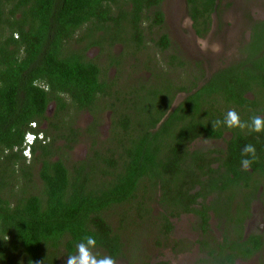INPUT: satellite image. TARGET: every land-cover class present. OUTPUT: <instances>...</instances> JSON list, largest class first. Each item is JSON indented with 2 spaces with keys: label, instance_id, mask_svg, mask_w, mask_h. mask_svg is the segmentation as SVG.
Instances as JSON below:
<instances>
[{
  "label": "trees",
  "instance_id": "trees-1",
  "mask_svg": "<svg viewBox=\"0 0 264 264\" xmlns=\"http://www.w3.org/2000/svg\"><path fill=\"white\" fill-rule=\"evenodd\" d=\"M163 1L0 0V264H65L67 257L75 254L76 244L88 236L96 240V254L110 256L117 263L124 258L122 231L128 227L129 215L124 214L120 226L113 228L109 211L138 199L137 209L148 216L153 212L149 201L156 202L162 210L160 236L167 241L175 229L174 220L191 213V205L201 195L195 191L197 186L201 185L205 194L215 186L209 180L201 181L208 175L201 162L209 159L191 148L198 138H221L226 132L223 123L212 126L216 117L197 116L198 110L202 115L210 113L213 104L206 111L202 104L195 106L196 112L184 109L180 115L178 110L162 122L163 110L170 104L164 106L165 96L153 86L147 89L144 85L133 93L123 90L126 98H117L127 104V96L136 92L133 104H142L140 108L153 116H128L111 105L107 108L113 113L109 146L75 165L72 172L61 157L54 159L60 152L54 148L58 139L66 140L69 150L76 142L78 131L63 126L69 122L70 110L94 114L103 99L108 103L113 97L115 81L108 82L85 52L121 43L126 47L132 43L142 51L148 34L144 20L152 13L149 28L161 27L164 15L159 7ZM216 2L188 0L197 25L203 21L202 27L208 26ZM197 25L194 28L200 33ZM74 41L81 48L71 49ZM159 42L163 49L170 40L163 36ZM125 55L112 63L119 65ZM225 72L209 79L185 105L198 103L204 95L237 93L230 81L246 86L248 80L239 77L240 70L232 67L228 75ZM246 74L257 77L251 71ZM52 103L57 106L53 119L46 115ZM158 103L163 106L155 110ZM44 122L57 134L51 137L46 130L35 131L43 132L48 142L32 146L28 163L23 156L25 135L33 131L32 123L42 127ZM92 132L95 130L89 135ZM34 166L39 168L41 196L27 192ZM212 170L208 167V172ZM21 182L24 187L18 188ZM156 189L160 195L154 197ZM199 214L207 224L209 217ZM219 218L223 221L225 215ZM221 252L233 258L230 250Z\"/></svg>",
  "mask_w": 264,
  "mask_h": 264
},
{
  "label": "flooded vegetation",
  "instance_id": "flooded-vegetation-1",
  "mask_svg": "<svg viewBox=\"0 0 264 264\" xmlns=\"http://www.w3.org/2000/svg\"><path fill=\"white\" fill-rule=\"evenodd\" d=\"M233 2L236 4L238 1L234 0ZM163 3L165 2L163 1ZM185 3L187 9L186 17L190 19L193 29L192 38L194 40V47L191 48V51L195 59L192 68L193 70L196 69L195 71H199V75H194V80L188 87L169 86V91L168 89L166 91L159 90L165 97L167 96L169 98L171 96L169 98L171 101H167L164 104V106L170 104L169 107L164 110L162 109L165 112V114L162 115L165 116L162 122H164L168 116L175 114L178 110H180V115L183 114L182 111H184V109L191 110L194 108V112H196L195 106L198 104H202L204 106L203 110L205 111L208 110V108L210 109L209 106H211V104H213V108L210 113L206 115L200 114L201 112L198 110L197 116H214L216 120L220 121L223 117L225 118L229 110H235L239 114L242 122L250 123L253 116L264 117V18L257 19L256 17L247 16L244 17L246 21L243 22V11L237 13V18L242 23L234 27L235 34L234 29L231 30L232 32L230 34H220L219 36L223 37L224 40L219 37L218 42L220 40V45L230 46L231 43H229V41H233L235 37L241 40L242 35L240 49L238 48V51H240V59L237 62L223 66L221 69L209 74L204 72L203 69L201 71L202 64H200L199 55H195L194 53L201 51L200 46L197 45L196 39L207 40L214 36V29L212 28L214 25V16L218 8V1L216 2L215 12L210 16L211 19L208 26L203 27V21L197 25L191 18L188 0H185ZM258 12L259 11H257V13ZM164 23L165 16L161 27H164ZM194 25H197L200 33L194 28ZM171 28H173L172 25ZM243 30H245L244 33H242ZM177 31L178 30L175 28L173 32H168V35L163 33L162 37L167 36L170 43L166 48L160 49L159 52L165 53L172 51L167 61L169 68L186 69L188 66L190 67L188 64L189 60L186 62L184 60V48L187 47L183 37L187 38V35ZM169 35H173V37L174 35H179L181 38L179 41L181 47H179L178 43L174 47ZM162 37L160 39H162ZM244 40H246V42H244ZM205 64L206 62L203 65ZM232 67L240 70L241 76L239 77L243 78L244 81L248 80L245 83L246 86L243 85V83L230 81V85L236 86L237 93L231 91L230 95L225 93H219V95L213 94V96L209 98L204 95L203 100L201 99L198 103L190 102L185 105L189 97L201 90L209 82V79L221 71H226L223 74L228 75V71L232 69ZM250 71L257 76L255 79H252L250 75L246 74ZM144 85L146 88L148 87L147 89L160 88L156 87L154 83L146 82L140 83V86L136 87V89L140 90ZM117 87L118 83L114 82V85H112L113 97L110 102H103L105 105L103 110L113 105L115 106L113 107L114 109L120 111L118 113L125 110V115L128 116H150L148 113L144 112V109H141L143 107L140 108L142 104L135 106L133 102L131 104H126V102L122 104L117 101V98L121 101L126 98L125 91L122 89V91L116 90ZM134 94L137 95L136 92ZM132 97L128 95L127 100L132 99ZM52 104L56 105L55 103ZM51 105H49L47 109V116H49ZM161 105L163 104L158 103L155 110L159 109ZM131 106L132 108H130ZM127 110H131V112L128 113ZM152 114L155 116L157 115L156 113ZM110 115L113 116V113L110 112ZM44 123L46 125L48 124L47 122ZM199 142H207L210 144V147H196V144ZM246 144L254 145L257 155V159L247 171L243 170L241 166V150ZM191 148L204 153L206 158L209 159L208 161L201 162V165L207 166L205 167V171H207L208 174L203 177L201 181L207 182V180H209L211 184H215L210 194L201 193L203 187L201 185L197 186L195 191L197 190V195H201L197 196V200L191 205V213L184 214L180 217V219H182L188 216L192 219L197 237H199V241L196 245L203 250L204 253L206 252L205 254L207 257L202 258L199 263L264 264V132L255 133L249 131L247 128L243 130L227 128L221 138H198L192 142ZM208 167L213 170L208 172ZM216 178L220 179L218 183L213 182ZM202 194L205 195L206 198H203ZM204 206L206 207L205 211H203ZM192 210H195V212H192ZM199 212L205 213V215L209 217L207 224L204 223ZM222 214L225 215V219L220 221L219 216ZM222 249L225 251L230 250V253L234 254L233 258L222 256Z\"/></svg>",
  "mask_w": 264,
  "mask_h": 264
},
{
  "label": "rangeland",
  "instance_id": "rangeland-1",
  "mask_svg": "<svg viewBox=\"0 0 264 264\" xmlns=\"http://www.w3.org/2000/svg\"><path fill=\"white\" fill-rule=\"evenodd\" d=\"M218 8L216 15L214 16V36L207 40L196 39L197 45L200 46L201 51L194 53L199 55L200 64H202L201 71L203 69L206 73H212L221 69L223 66L230 65L237 62L240 58V47L241 40L238 37L233 38L230 46L220 45L221 41L224 40L220 34H230L234 27L238 26L242 22L237 18L238 12L244 13L242 17L243 22L246 21L244 17H256L257 19L264 18V0H237L238 2L234 4V0H217ZM256 1V2H255ZM165 3H161L159 9L164 13L165 23L164 27L149 28L152 24L153 14L149 13V20H144V27L147 28L148 34L146 35L145 48L139 51L137 47L134 48L132 43H129L126 47L125 43L117 44L115 47H109L106 45L102 49L99 47H94L85 52L87 59L93 60L102 69L103 77L110 82L114 80L120 84L116 90H128L133 92L136 87L140 86L141 83H154L156 87H160L155 90L166 91L169 86H185L188 87L192 84L194 80V75H199V71H195L192 68L194 56L191 48L194 47L193 40V29L191 21L187 15L185 0H164ZM233 5V6H232ZM240 8V9H239ZM257 11H259L257 13ZM239 22V23H238ZM171 25L173 28H171ZM178 30L180 33L183 32L187 35V38L183 37L186 42V47L184 48L185 62L189 60L186 69H175L169 68L168 56L172 51L161 53L160 38L163 33H171L173 29ZM177 31V32H178ZM245 30L242 31L244 33ZM168 33V34H169ZM182 33V34H183ZM167 34V35H168ZM235 34V29H234ZM171 38V43L175 47L179 43V35H169ZM110 40H108L109 42ZM246 42V40H244ZM233 44V45H232ZM81 48L77 42H73L71 49L78 50ZM183 49V48H182ZM240 49V48H239ZM125 59H122L121 63L117 66L112 62L118 60L121 55ZM190 52V53H189ZM133 56L137 57L136 60ZM206 62L205 65H203ZM168 68V69H167ZM170 82V83H169ZM122 89V90H121ZM132 97V96H131ZM171 97V96H170ZM169 97V98H170ZM136 94L133 95L132 99H128L127 104L135 102ZM104 102V99L102 100ZM168 101V97H165V102ZM162 104V103H160ZM163 105H161L162 107ZM104 103H100L98 110L94 111V114L85 111H74L70 110L69 118H66L69 122L64 124L66 129L71 126L75 132H77L76 142L73 144V149L69 150L66 148V140L58 139L54 148L60 149L58 155L54 156L57 160L59 157L65 161V165L69 168L70 172L73 171V167L81 162L88 160L93 157L96 151L102 150L106 144L109 146V140L111 138L110 130V111ZM161 107L159 109H161ZM56 111V105L52 104L50 107L49 118L54 117ZM125 111V110H124ZM122 111V112H124ZM128 113L131 112L127 110ZM153 116V115H150ZM64 117V116H63ZM54 126L57 125L55 120H53ZM60 122V121H58ZM42 124L41 129H45L51 135V137L57 132L52 125ZM43 129V130H44ZM89 129H94L93 135H89ZM76 134V133H75ZM210 147L207 142H199L196 147ZM105 150V149H104ZM32 159V156H31ZM28 163L30 159H27ZM39 166V165H37ZM34 166L33 170V180L29 184L30 189L27 190L28 193H33L35 195H42V182L38 176V167ZM24 182V181H23ZM21 182L18 188L23 186ZM24 187V186H23ZM152 195L154 197L159 196L160 192L156 189L153 191ZM156 195V196H155ZM139 200H135L131 205L118 206L108 212L109 221L111 222L113 228H118L120 226V220L124 214L128 212V219L125 222L128 227L124 228L122 231V240L125 244L124 258L121 259L116 264H200L199 261L207 257L206 252L204 253L196 244L199 241L197 237L196 230L193 225L191 218L184 217L174 220L175 229L167 241L161 238V226L159 221V213L162 211L161 207L155 202L149 201V205L153 208V215L150 213L148 216H142L144 214L143 209L138 210L136 203ZM144 208H148L144 206ZM145 211V209H144ZM219 235V233H218ZM218 241V240H216ZM95 253V252H94ZM100 255L103 252L99 253ZM103 256H106L103 254Z\"/></svg>",
  "mask_w": 264,
  "mask_h": 264
},
{
  "label": "clouds",
  "instance_id": "clouds-1",
  "mask_svg": "<svg viewBox=\"0 0 264 264\" xmlns=\"http://www.w3.org/2000/svg\"><path fill=\"white\" fill-rule=\"evenodd\" d=\"M223 123L229 129H240L243 130L245 128L249 129L251 132L261 133L264 132V117L253 116L251 118V122H242L239 114L235 110H229L226 113V116L223 121L216 120L213 122V127H216ZM31 128L33 131H29L25 135L24 141V149L23 156L27 159H31L32 152L31 148L37 142H42L45 144L48 142L43 132H35L39 128L41 129L37 123H32ZM32 134L35 136L33 142L31 144L27 141V135ZM25 150H29V157L25 156ZM241 166L243 170L247 171L250 169L251 165L257 159L256 148L252 144H246L241 150ZM251 157V158H248ZM96 247L95 238L88 236L85 237L81 242L76 244V252L75 254L69 255L66 259L65 264H116V260L110 256H99L94 253L93 249Z\"/></svg>",
  "mask_w": 264,
  "mask_h": 264
},
{
  "label": "built area",
  "instance_id": "built-area-1",
  "mask_svg": "<svg viewBox=\"0 0 264 264\" xmlns=\"http://www.w3.org/2000/svg\"><path fill=\"white\" fill-rule=\"evenodd\" d=\"M27 137H28L27 138L28 143L31 144L33 142L35 136L32 134H29V135H27ZM24 153H25V156L29 157V150H25Z\"/></svg>",
  "mask_w": 264,
  "mask_h": 264
}]
</instances>
